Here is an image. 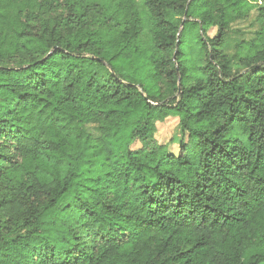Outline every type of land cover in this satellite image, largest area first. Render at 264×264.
Returning <instances> with one entry per match:
<instances>
[{
	"label": "trees",
	"instance_id": "trees-1",
	"mask_svg": "<svg viewBox=\"0 0 264 264\" xmlns=\"http://www.w3.org/2000/svg\"><path fill=\"white\" fill-rule=\"evenodd\" d=\"M0 264H264V0H0Z\"/></svg>",
	"mask_w": 264,
	"mask_h": 264
},
{
	"label": "rangeland",
	"instance_id": "rangeland-1",
	"mask_svg": "<svg viewBox=\"0 0 264 264\" xmlns=\"http://www.w3.org/2000/svg\"><path fill=\"white\" fill-rule=\"evenodd\" d=\"M257 12L254 10L248 18L238 21L233 24V31L228 37L227 40V51L230 54L235 52L236 45L242 39H253L257 30L259 29V24L256 21ZM216 29H211L209 31V35L213 37L215 35ZM235 71H238L235 68ZM86 130L91 133L94 137H98L100 135L99 129L97 125H86ZM157 133L156 138L159 143L169 144L170 149L179 154L180 146L179 141L181 138L187 140V133H183L181 127L179 126V118L176 116L168 117L165 121L157 123ZM176 139V143H173V139Z\"/></svg>",
	"mask_w": 264,
	"mask_h": 264
}]
</instances>
